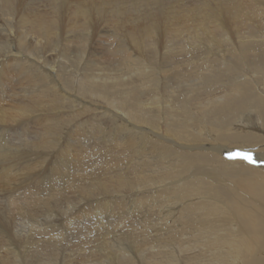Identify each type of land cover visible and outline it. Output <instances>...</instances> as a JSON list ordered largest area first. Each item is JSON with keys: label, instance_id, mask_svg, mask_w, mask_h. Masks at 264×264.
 Wrapping results in <instances>:
<instances>
[{"label": "rangeland", "instance_id": "rangeland-1", "mask_svg": "<svg viewBox=\"0 0 264 264\" xmlns=\"http://www.w3.org/2000/svg\"><path fill=\"white\" fill-rule=\"evenodd\" d=\"M45 1L44 0L41 1L43 4L39 1V5L41 4L40 8L42 6H43L42 9L45 7L43 9L44 11H41V15L43 17L45 15H48L49 13L51 14V11H49V9L48 10L46 9L47 3ZM138 1L139 0H118V5L121 6L123 5L124 7L125 6L133 7L134 3H138ZM147 1L149 4L150 1L149 0ZM156 1L158 0H155V2ZM176 1L159 0V3L156 6H161L162 8L172 10L175 9L172 7V5H174L175 7L184 5L186 6L185 9L189 8L191 10H197L201 6H203V4L206 3H209L211 6L213 5L214 7V5L216 4H217L216 6L221 5V3L224 1L232 6L240 1L241 4H243L245 10L249 12H247V15H241L243 18L238 17L237 20L229 22L228 25L229 28L226 29L224 32V34L226 35L224 38L223 36H221L223 35L221 31L215 30L214 32L212 30L211 33L213 34L214 37L209 34L207 35L205 34L204 36V33L203 34L201 33L198 39H194L192 35L194 30L192 29L195 24L189 22L190 24L183 26V20L182 21L177 19L171 20L169 25L166 26V31L168 33L167 32L163 33V30H161L160 32H156L153 36L154 38L150 40L151 43L150 47L155 48V50H157L156 52L155 50H153L152 52L159 53L161 57L159 56L160 60H157L159 61V63L157 61H154V59H156L157 57L150 59L148 58V62H150L151 64V67H149L148 70L150 69L153 71L152 74H150V76L152 75L153 77L151 76L149 77L150 78L149 79L146 78L148 75H146V77L142 76L141 79L143 80L141 82H140L141 79L138 76L140 73L138 69H141L139 67V64H141L140 63L141 58L138 57V54L134 49L135 46L132 45L131 42L128 40L129 36L127 34V31L130 29V23H127L126 20L133 21V19L136 17L135 12L128 11L124 15H118V18L117 16L114 17L113 14H110L111 17H113L112 20L111 18L110 19L106 18L105 20H103V18H101L100 16L91 14L90 16L91 19L89 20L87 19V22H84L86 21L85 17L77 16L76 18L75 15L74 16L70 15L69 12L65 10V14L62 17V20L59 23L57 22V24L54 25V27L53 25L50 26L49 28L50 31L46 33L47 36L44 35L43 32L37 30V28L40 29V27H37L35 28L34 31L30 32L26 36L27 41H25V45L22 46L20 41L21 35L19 33L20 24L18 20H15V22L13 20V22L9 24L12 28L11 29L6 21L7 18H9L10 20L12 19V17L9 16L10 11H8L9 13L7 15V10L2 9L1 11L2 7L0 6V34H1L0 43L2 44L9 43V41H3L4 40L3 38H5L4 36L9 34L10 36L9 35L8 36L10 37V39L13 42L15 41L14 50L21 52V54L25 56H31L33 49L36 47V49L38 50V55L36 56L37 57L40 56L41 58L38 59L40 63L39 72H41L42 74H47V72L48 74L52 73V75L54 76L53 77L54 81H52V83L48 81L47 84V80L46 82L41 81L40 83L41 88H43L44 90L45 88L46 89L50 88V92H47L45 93V95H40V96L34 93L35 96L32 104L33 107L32 112L34 115L27 114L29 116L31 115L30 117L27 115L20 116L18 118L19 122L17 121L18 119L16 120V122L15 121L8 123L6 122L8 124V126L5 127L6 129L8 128V133H7L8 138L6 137V141L9 142L8 143L9 146H14L13 147L14 149L16 148V146H18L17 148L19 149V153H17V156H19L20 154L21 155L19 158H15V159L11 158L10 162H12L13 164H10L9 162L10 158H6L7 160L9 159L8 161L4 159L2 160L0 158V161L3 163V164L0 163L1 164L0 169L3 171L1 172L0 170V175L6 172L7 174L6 173L5 174L9 176V179L11 181H12L11 177H14L13 178L14 182H11L9 179L8 180L10 182L8 180H5L6 181L5 182L4 180L2 181L5 174L3 176H0V184H1L0 192L1 191L3 192L0 193V209H1L0 219L3 218L5 220L4 222V220L1 219L2 224L0 222L1 224L0 228H2L4 224L3 229L8 230L7 231L2 229L0 231V238H2V240L0 239V244L2 243L0 245V251H1L0 256L1 254L2 256H5V257L1 256L2 261L0 257L1 264L3 262L4 264L5 263L19 264L22 257H23L21 261L22 263L20 264H33V263L34 264H124L127 263L128 261L129 264L132 263L133 264H164L166 258L171 254L172 247L176 249L178 248L179 244H181L180 246L183 245L185 246V244L190 245L189 243H183L185 242L186 239L189 238V237L187 238V236H183L184 228L182 224L184 225L186 223L185 220L187 219V218L182 219L181 214L185 212L184 210H182L183 206L181 205L180 201L179 202L176 201L178 203H171L170 201L165 200L164 195L168 197L167 196L168 194H166L167 191L164 190V188H161L159 186L160 184L159 185L157 184L156 179H158V175L161 176L169 172V170L164 166L165 164L163 163V161H161L162 159L159 160V158L157 157L159 156V154L155 152L154 155L151 154V152H149L150 149L152 148L151 144H149L146 147H144V145L141 144V142H143L141 141L143 140V138H140L139 135H143V134L137 133V137H136V133L131 132L128 125H126L125 123L123 124L122 123L123 120L119 118L118 115H116V113L110 111H104L103 108L106 109L108 108V110L110 109L114 110L116 109L115 107H118V109L120 108V110H124V112L127 113L126 110H129L132 107V105H130L132 101L130 102L128 101V99L131 98L130 95L132 89L133 95L136 90L140 91L139 95L142 96L143 99L141 101L144 102V106L142 107L146 108V109H142V108L141 109L145 113H147L146 111L148 110L149 113L146 114L147 115L146 117H148L152 121L156 120L159 122V123L155 122L156 126L154 127L156 129L158 128L159 130L166 129L164 125L168 124V122L170 121L169 118L171 117L168 115L165 108V106L167 105V101L170 99L171 100L174 99L172 101L174 105V103L178 102L176 98L178 99L180 98L183 100L187 98V96L192 97L194 107L191 106V110L194 109V111L191 112L193 113L194 116L197 117L201 116L203 105H205L207 101L213 100L216 96L220 94L219 91L216 90L215 92V90H213L214 88H216V86L214 85L215 83L211 84L210 81L207 82L201 79V73L203 72V70H205L206 67H209L208 66L209 62L206 59L209 57L208 58L209 61H211L212 59L214 61V53L218 52L220 53V55H222L221 50L223 49L226 50L227 48H232L233 46L238 47V49H240L239 43H241L244 37L246 36V34L245 36L242 35L246 30H248V32L250 33L252 32L251 35L253 36V38L252 37H250L249 39L245 38L244 41L248 40L247 43H249L254 39L256 41L258 40L260 44H264V36H263L264 35V14H263L264 0H238V1L180 0V2L182 1L181 3H175ZM248 3H252V5ZM175 4H179V5H175ZM149 6L151 5L149 4ZM45 10L48 12L46 13ZM141 13H143V11ZM140 14L138 15V17H141ZM125 16H128L126 20H125ZM244 18L245 21L243 20ZM73 19H75L76 21ZM36 20L34 21L36 22ZM136 20L138 25L144 23V21L140 18H136ZM66 22L68 24L63 25V23L66 24ZM86 24H88L89 26ZM234 24L237 25L233 26L234 29H232L233 28L232 25ZM14 29L15 31H13ZM170 32L173 33L170 34ZM217 37L219 38L218 40ZM226 37H229L230 40L226 42H220L221 43V44L219 43L220 45L216 43L217 41L224 40ZM262 46L264 47V45ZM79 50H81V52H79ZM68 51L72 52V55L82 53L83 58L84 57L85 58L84 59L82 58L81 60L82 62L80 65H79L80 62L78 63L76 58L73 59L70 57ZM262 52L264 53V51L258 52L257 50L251 49L250 51H247V55L251 57L250 60H255L257 59L256 53L262 54ZM6 55H8V52L3 53L1 51L0 60L5 59ZM93 60L96 61L94 62ZM90 62H93L95 65L94 67H92L90 64L89 68L87 69L88 67L87 64ZM145 62H147V59L145 60ZM213 65H214L213 70L216 73L217 72L219 73V69L222 70L223 68V65H221V67L219 68L220 64L219 65L213 64ZM136 66L139 68H137ZM231 66L232 65L229 66L227 64V67H231ZM261 66L262 68L259 67L256 68V70H254L253 66H250L249 63V65L244 69L245 72L244 76L245 78L247 76V80L253 79V82L254 83L256 82L257 87L263 90L262 85L264 84V79H259L258 82L256 81V79H258L257 78L258 76L262 77L260 76L261 71L263 72L262 75L264 76V65ZM3 67L5 70H9V71H12L14 68L11 65L3 66ZM167 68L170 69L172 68V73L174 76L172 79L167 78L165 73L162 71V69H167ZM233 69L235 70V67L232 68V71H234ZM234 72L232 73V75H230V78L229 80L226 81V83H230L231 81L235 82V80L237 79L238 81H240L242 79L241 78L242 76L238 73H237L238 78L236 77L235 79ZM83 74L84 75L100 74L99 76H101L103 79L109 77L107 79L109 81H111L112 79H118V81L124 79L126 81L124 83L120 82V84L118 82L119 85L117 87H118V92L120 94L117 93V91L112 92V90H110L111 92L108 93L106 90H104V93L100 91L98 93H95L96 90L94 91L89 89L91 88L90 86L92 84L91 83L89 84L87 82L88 77L87 75L86 77H84ZM256 75L258 76L256 77ZM197 76L199 79H197ZM175 77L176 79H174ZM144 78L146 79L144 80ZM132 79H134L135 83L138 85L135 86V88L132 87L136 85L134 84V81L132 82ZM180 79L181 81H179ZM190 80L192 83L194 81L196 82L192 84ZM84 81L87 82L85 85H84L85 83ZM158 81H160V83ZM12 82H14L15 84L13 85L15 90H9V88L5 89L4 91H7L6 92L7 96L8 95L10 96V97L8 96L7 98L14 99V102L16 101L18 102L22 100L23 102L28 103L29 99L24 98L22 94L20 95L18 93L19 87L17 86V81L14 80ZM39 82L40 81L36 83ZM63 82L65 84H62ZM127 82L128 83L132 82L133 84L130 83L128 84V86H126ZM143 82L144 83L147 82V83L144 84ZM186 82H188V84ZM174 83H177L181 88L182 87L183 88L180 89V87H177L178 85ZM52 84L54 85L60 84L61 89H65L74 98L73 99L66 98L65 100V98L62 97L61 93L59 92H57V96L52 95L51 94L53 88ZM68 84H70L71 86ZM195 84L197 86H195ZM81 87L84 88L82 89ZM192 87H194V89ZM198 88L199 90H196ZM28 89L32 90V88H28ZM191 89H193L194 92ZM185 90H186V94H184ZM203 90L206 93H204ZM126 92L127 94H125ZM172 92L175 96L172 94ZM153 95H154V99H153ZM76 96L80 98L84 103L85 102L87 103L85 104L86 107L88 106L87 110L85 109L84 111H82L81 108L83 107L84 103L76 102L77 101ZM102 96L105 98V100L102 98ZM118 98H120V100H117ZM53 101L55 102V104ZM4 103H8V101H5ZM263 104H264V100H263ZM257 106L258 105H256L254 109V111L256 110L255 112L257 113L252 112V117L248 124L249 127L248 130H252L253 132L256 131L254 133L262 134L264 133V129L261 126L262 122L260 119V114H259L260 112L257 111L258 108L256 109ZM158 107H160L161 110H159L160 108ZM150 108L151 109L154 108L156 111L153 109L154 111L153 112ZM141 111H139L140 115L143 113ZM145 113H143L144 115L143 114L142 115L145 116ZM164 114L167 115L165 116ZM42 117L46 118V120H50V121L53 120L52 121L53 125L55 123L54 127L52 124L49 126L51 122H47V121L44 122L45 120H43L40 123V119H42ZM181 119L185 120L183 117H180V120ZM189 122L190 124L192 123L191 121ZM9 123H11V125ZM56 123L59 124L56 125ZM237 123L238 122L235 121V123L233 124L236 125ZM258 123L261 126V128H259L260 126L258 125ZM157 125L160 127H158ZM2 127L3 126H1V128ZM190 129H188V133H190L191 131V133L193 132L196 134L197 138H202L200 136H197V134L200 133L197 127L193 126L190 127ZM122 130L125 132H123ZM182 131L183 129H181V133ZM163 134L170 137L164 132ZM153 137L154 136L152 135V138ZM153 140L157 142V139L153 138ZM164 144L167 146L164 148H170L171 151H173V154L175 151L180 152V149L177 148L176 145L174 144H170L166 142L163 143L162 141L159 145L164 146ZM24 154L27 157L24 156ZM24 158H25V162H23ZM20 159L23 160L21 161ZM18 161L19 164L23 162L22 164L24 166L29 165L30 169L33 171L29 169L28 173H26L27 172L26 170L28 169L26 170L21 169L18 173V170L21 168V166H23L20 165L19 167ZM29 161H31V163ZM25 163L28 164L25 165ZM15 165L16 166L18 165L19 168L15 167ZM244 165H249V164H244ZM13 166L15 167V169L17 168L16 171H14ZM33 166L36 168H34ZM8 167L10 168V170ZM10 171L13 173H11ZM31 172L32 174H34L33 176L30 174ZM14 173L15 175L16 174L17 175L15 176ZM18 176H21L22 178L21 177L18 178ZM144 176H146L147 178L146 177L144 178ZM151 177L153 178V180H150ZM155 177L156 179L154 180ZM122 178L124 180L121 186L120 184L117 183ZM138 178H141L142 181H140L141 179ZM181 178L183 177L181 176ZM35 180L37 182H35ZM8 182L9 185H7ZM3 194L6 197H4ZM11 201H13L17 207L14 206L13 202ZM28 201L30 203H28ZM183 201H186V199ZM169 202L171 204H174L175 206H172ZM32 206L33 208H31ZM176 206L180 208L178 209ZM11 208L13 209L12 211ZM3 209L5 210V212ZM169 210H171L172 213L174 212V214L168 215ZM8 212L10 214L11 219L10 218L7 219V216L9 217ZM4 214L6 215V218L3 217ZM9 220L11 222H8ZM9 223H11L10 224L11 226L9 225ZM7 227L9 229L12 227L10 229L11 231ZM186 230L188 231V229ZM47 233L48 234L50 233L48 235L49 237L46 235ZM49 238L50 241L48 242L47 240H49ZM7 239L9 240V243L10 241L12 242L11 245L13 246H11L8 243V241H6ZM21 239L23 242L19 241ZM28 241L30 242V244ZM6 243L9 246L6 245ZM102 244L104 247L102 246ZM33 246H35V248ZM190 246L193 247L194 244L192 243ZM104 248L111 252L107 250L105 251ZM8 249L10 250L11 254L9 253ZM190 250L193 251V248H191ZM121 251L124 252L122 253ZM115 252H118V254L120 253L121 256ZM8 255L13 256L11 257V260L10 257H8ZM115 256H119V258L121 257L123 260L124 259L125 260L123 261L118 257L115 258ZM122 256H126V258ZM69 258L70 260H67ZM33 260H35V262ZM116 260L118 261L121 260V261L118 262ZM197 264H199L198 261Z\"/></svg>", "mask_w": 264, "mask_h": 264}, {"label": "bare ground", "instance_id": "bare-ground-1", "mask_svg": "<svg viewBox=\"0 0 264 264\" xmlns=\"http://www.w3.org/2000/svg\"><path fill=\"white\" fill-rule=\"evenodd\" d=\"M39 1L41 2L42 0H26V2H25V0H0V6L2 7L1 11H2V9L7 10V15L9 13L8 11H10L9 16L12 17L11 20L9 18H7V20H6L8 23V26L11 28V26L9 24H11V22H13V20H14V22H15V20H18V22L20 24L19 25V27H20L19 33L21 35L20 41H21L22 46H24L25 41H27L26 36L30 32L34 31L35 28H37V27H40V29L37 28V30L43 32V34L46 35V33L48 31H50L49 28L51 25H53V27H54V25H56L57 22L59 23L62 20V17L65 14V10L67 12H69L70 15H73V16L75 15L76 18H77V16L85 17L86 19L85 18L84 19L86 21H84V22H87V19L88 20L91 19V17H90L91 14H95L97 16H100L101 18H103V20H105L106 18L107 19L111 18V20H112L113 17H111L110 14H113L114 17L117 16V18H118V15H124L128 11L135 12L136 17L133 19V21L126 20L128 18V16H125V20L127 21V23H130V29L127 31V34L129 36L128 40L131 42L132 45L135 46L134 49L136 50L138 57L141 58V60H140L141 64H139V67L141 69H138L140 71V73L138 75L140 79L142 76L146 77V75H148L146 78H149L152 76V75L150 76V74H152L153 71L150 69L148 70V68L151 67L150 62H148V58L150 59V58L157 57L156 59H154V61L160 60L159 59L160 54L152 52L153 50H155V48L150 47L151 46L150 40L152 38H154L153 36L156 32H160L161 30H163V33L164 32L166 33L167 32L166 26L169 25L171 20H173V19H177V20H181V21L183 20V26L190 24L189 22L195 24L193 29H192V30H194L193 34H192L194 39H198V37H199V35H201V33L202 34L204 33V36H205V34L206 35L209 34V35L213 36V34L211 33L212 30L214 32H215V30L221 31L223 34L221 36H223V38H224L226 36L224 34V32L226 29L229 28V26H228L229 22L237 20L238 17H242L241 15H247V12H249V11L245 10V8L243 7V4H241L240 1L235 3L232 6L229 5L227 2H224V1L221 3V5L216 6L217 5L216 4V5H214V7H213V5L211 6L209 3H206V4H203V6H201L197 10H191L189 8L185 9L186 6H184V5L183 6L181 5L178 7L177 6L175 7L174 5H172V7L175 9L170 10V9L162 8L161 6H156L159 3V0L156 2H155V0L154 1L149 0L150 1L149 4L151 6H149L147 0H143V2H142V0H139L138 3H134L133 7H127V6L124 7L123 5L122 6L118 5V0H47V1L44 0L47 3V5L45 3L46 9L47 10L49 9V11H51L52 16L49 13L48 15H45L43 17L41 15V11H44L43 9L45 7L43 9H42L43 6L40 8L41 4L39 5ZM174 1H176V0H174ZM236 1H238V0H236ZM181 2H180V0H178L175 3H181ZM252 3H248V4L252 5ZM175 5H179V4H175ZM155 6H156V8H155ZM245 7H246V5H245ZM142 11H143V13H141ZM4 12H6V11H4ZM47 12L48 11H46V13ZM261 13H262V11H261ZM139 14L141 17H138ZM136 18L142 19L144 21V23L138 25ZM34 20H36V22ZM73 20H75V19H73ZM243 20L245 21V18ZM172 22H174V21H172ZM69 23H70V21H69ZM67 24H68L67 22H66V24L63 23V25H67ZM86 25H88V24H86ZM235 25H237V24L232 25V27ZM211 28H213V29H211ZM232 29H234V27ZM122 30H124V29H122ZM237 30H238V28H237ZM13 31H15V29ZM240 31H241V29H240ZM123 32H125V31H123ZM5 33H6V31H5ZM171 33H173V32H170V34ZM251 33L248 32V30H246L242 34L244 36L246 34V36L244 37L243 41L241 43H239L240 49H238V47L233 46L232 48H227L226 50L225 49L221 50L222 55H220V53H218V52L214 53V61H213V59L211 61H209L208 60L209 57L208 58L205 57V58H207L206 60L209 62L208 63L209 67H206L205 70H203V72L201 73V79L205 80L207 82L210 81L211 84L215 83L214 85L216 86V88H214L213 90H215V92H216V90L219 91L220 94L218 96H216L213 100H211V101L209 100L206 103L204 102L205 105H203V107H202L203 110L200 109V110H202L201 116H198V117L194 116L193 113L191 112V111H194V109L191 110V106H193V98L192 97L187 96V98H185L183 100L180 98L179 99L176 98L178 102L174 103V105L172 103V101L174 99L173 100L170 99L172 104L170 103V100H168L167 105H166L167 107L165 106V108H166V112L171 117V118H169V120L171 122L169 121L168 124L164 125L166 128L164 130L163 129L159 130V128L156 129L154 126H156L155 122H158V121H156V120L152 121L148 117H146L148 110L146 111L147 113L143 112V110H142V109H146V108L142 107V106H144V102L141 101L143 99H142V96L139 95L140 91L136 90L134 92V95H133L132 89H131V95H130L131 98L128 99L129 102L132 101V103L130 104V105H132V107L129 110H126L127 113H125L124 110H120V108L118 109V107H115L116 109H114V110H116V111L119 110L120 113H119V111L116 112V111L111 110V109L108 110V108L106 109V108L100 107V108H103L104 111H110V112L116 113V115H118V117L123 120L122 123L123 124L125 123L126 125H128L131 132L136 133V137H137V133L143 134V135H139L140 138H143V140H141V141H143V142H141V144H143L144 147L151 144L152 148L151 149L149 148L150 149L149 152H151V154H154L155 152L158 153L159 156H157V155L156 156L159 158V160L162 159L161 161H163V163L165 164L164 166L169 170V172H168L169 174L166 173V174H163L161 176L158 175V179H156V177H155L154 180L156 179L157 184L158 185L160 184L159 186L161 188H164V190L167 191L166 194H168L167 195L168 197H166L163 194L165 200L170 201L171 203H178L180 201L181 205L183 206L182 210L185 211L182 214L180 213L182 215V219L187 218L185 220L187 224L185 222H183V223H185L184 225L182 224V226L184 228L183 236H187V238L189 237L183 243H189L190 245L193 243L194 246L191 247L188 244H185V246L184 245L180 246L181 244H179L178 248H176V249L174 247H172L171 248V254L166 258L164 264H193V263L197 264V261L199 262V264H264V133L258 134V133H254L256 131L253 132L252 130H248L249 129L248 124H249L250 119L252 117V112L256 111V110L254 111L256 105H258L256 107V109L258 108L257 111L260 112L259 114H260V119L262 122L261 126L264 129V104H263L264 97H262V96H264V87H263L264 84L262 85L263 90H261L260 88L257 87L256 82L255 83L253 82V79L247 80V76H246V78L244 76V74H245L244 69H245V67H247L249 65V63H250V66H253L254 70H256V68H259V67L262 68L261 65H264V53L263 52H262V54L256 53L257 59H255V60H250L251 57H249L247 55V51H250L251 49L257 50L258 52L264 51V47L262 46L264 44H260L258 42V40L256 41L254 39L252 41H250L249 43H247L248 40L244 41L245 38H247V39H249L250 37L253 38ZM53 34H54V32H53ZM8 35L4 36L5 38H3L4 39L3 41H9V43H6V44L0 43V53H1V51L3 53L8 52V55L5 56V59L0 60V158L2 160L3 159L7 160L6 158H10V160L8 159L10 162L11 158H14V159L19 158L21 154L19 156H17V153H19V149L17 148L18 146H16V148L14 149L13 148L14 146H9L8 145L9 142L6 141L8 128L6 129L5 127L8 126L7 123L8 122H14V121L16 122V120L20 116H23V115L26 116L27 114H33L32 104H33V100H34V96H35L34 93L36 95L38 94V96H40V95H45V93H47V92H50V88L49 89L45 88V90L43 88H41L40 83H41V81L46 82V80H47V84H48V81L52 83V81H54V79H53L54 76L52 75V73L48 74V72H47V74H42L41 72H39L40 63H39L38 59L40 58V56L39 57L36 56V55H38V50L36 49V47L33 49L31 56H25V55L21 54V52L14 50V42L15 41L13 42L9 37L10 35L9 36ZM192 35H191V37H192ZM28 37H30V36H28ZM215 37H216V35H215ZM205 38H207V37H205ZM211 39H212V37H211ZM218 39L219 38L217 37V40ZM229 40H230L229 37H226L224 40L217 41L216 43L219 44L220 42H226ZM239 40H240V38H239ZM210 42H212V41H210ZM206 44H207V42H206ZM6 48H7V50H6ZM261 48H262V50H261ZM86 50H88V49H86ZM156 51L157 50H155V52ZM79 52H81V50H79ZM68 54L70 55L71 58H73V59L76 58L78 63L80 62L79 65L81 64V62H82L81 60L83 58L82 53L72 55V52L68 51ZM258 55H259V57H258ZM146 59H147V62H145ZM93 61L95 62L96 60H93ZM157 62L159 63V61H157ZM90 64L92 67H94V65H95L93 62H90L87 64L88 65L87 69L89 68ZM213 64H215V65L220 64L219 68L221 67V65H223L222 70L219 69V73L218 72L216 73L213 70V67H214ZM227 64L229 66L230 65H232V66L227 67ZM8 65L9 66L11 65L14 67L12 71L4 69L3 66H8ZM77 66H78V64H77ZM139 67H137V68H139ZM233 67H235V70L233 69L235 72L232 71ZM261 68H260V70H261ZM162 71L165 73L167 78L172 79L174 77L173 73H172V68L171 69L170 68L162 69ZM135 72H137V71H135ZM233 72H234V76H235L234 78L235 79H236L238 74H240L242 76L241 77L242 79L240 81H238V79L237 80L234 79L235 82L231 81L230 83H226V81L229 80L230 75H232ZM85 73H86V71H85ZM262 73L263 72L261 71L260 76H262V77H259L258 75H256V77L258 76L257 77L258 79H256L257 82L259 79H264V76L262 75ZM86 75L83 74L84 77H86ZM99 75L100 74L87 75V77H88L87 82L89 84L90 83L92 84L90 86L91 88H89V89L94 90V91L96 90L95 93H98L99 91L104 93V90H106L107 93L111 92L110 90H112V92L117 91V93H119L117 86L120 84V82L124 83L126 81L124 79L119 80V81H118V79H112L111 81H109V80H107L109 77L106 79H103ZM55 76H56V74H55ZM146 78H144V80ZM174 79H176V77ZM197 79H199L198 76H197ZM14 80L17 81V86L19 87L18 93L20 95L22 94L24 98L29 99L28 103H25L22 100H20L18 102L17 101L14 102V99L7 98L9 95L7 96V94H6L7 91H4V90L7 88H9V90H15V88L13 86L15 84H14V82H12ZM142 80L143 79H141L140 82ZM165 80H167V79H165ZM38 81H40V82L36 83ZM133 81H134V79H132V82ZM179 81H181V79ZM198 81H200V80H198ZM87 82H85L84 85ZM118 82H119V84H118ZM132 82H129V83L127 82L126 86H128V84H130ZM158 82L160 83V81H158ZM190 82H191V80H190ZM194 82H196V81H194ZM194 82L193 83L191 82V83L194 84ZM146 83L147 82H145L144 84H146ZM186 83L188 84V82H186ZM62 84H65V83L63 82ZM134 84H136L135 81H134ZM174 84H177V83H174ZM201 84H202V82H201ZM68 85H70V84H68ZM78 85H80V84H78ZM78 85H77V87H78ZM198 85H200V84H198ZM205 85H207V84H205ZM60 86H61L60 84H55V85L52 84L53 88H52L51 94L54 96H57V92H59V93H61L62 97L65 98V100H66V98H72V99L74 98L65 89H61ZM135 86H138V85L136 84L132 87L135 88ZM195 86H197V85L195 84ZM177 87H180V86L178 85ZM212 87H214V86H212ZM28 88H32V90H30ZM81 88L83 89L84 87H81ZM85 88H86V86H85ZM151 88H154V87H151ZM155 88H156V86H155ZM182 88L180 87V89H182ZM192 88L194 89V87H192ZM193 89H191V90L194 92ZM56 90H59V91H56ZM124 90H126V89H124ZM196 90H199V88ZM200 91H202V90H200ZM86 92H87V90H86ZM203 92H204V90H203ZM204 93H206V92H204ZM125 94H127V92ZM172 94H173V92H172ZM184 94H186V90H185ZM215 94H217V93H215ZM5 96L7 99L5 98ZM117 96H119V95H117ZM170 96H171V93H170ZM48 97H49V95H48ZM102 98L105 100V98L103 96H102ZM114 98H116V97H114ZM120 98H118L117 100H120ZM1 99H4V100H1ZM153 99H154V95H153ZM5 101H8V103H4ZM187 101H188V103H187ZM76 102L84 103L78 97H77ZM152 102H153V100H152ZM156 103H158V102H156ZM195 103H196V101H195ZM252 103H254L255 105ZM54 104H55V102H54ZM85 104H87V103L85 102L83 104V107L81 108L82 111H84L85 109L87 110V108H88V106L86 107ZM153 104H155V103H153ZM79 106H80V104H79ZM156 106H158V105H156ZM150 107H152V106H150ZM158 108H160V107H158ZM153 109L154 108H152L151 110L153 111ZM156 109H157V107H156ZM159 110H161V108ZM159 110H157V111H159ZM139 111L145 113V116H143L144 115L143 113H142L143 115L142 114L140 115ZM255 113H257V112H255ZM76 114H77V112H76ZM152 114H150V115H152ZM164 115L166 116L167 114H164ZM27 116H29V115H27ZM37 117H39V116H37ZM180 117H183L185 120H182V119L180 120ZM63 118H64V116H63ZM172 118L173 119L175 118V119L173 120ZM43 120H45L44 122H46V121L51 122L49 124V126L51 124L53 125V123H52L53 120L52 121L46 120V118L42 117V119H40V123ZM17 121L19 122V119ZM58 121H60V120H58ZM61 121H62V119H61ZM189 121H191L192 123L190 124ZM235 121L238 122L236 125L233 124V123H235ZM54 122H55V120H54ZM9 124L11 125V123H9ZM57 124H59V123H56V125ZM54 125H55V123H54ZM54 125H53V127H54ZM258 125H259V123H258ZM1 126H3L4 128L3 127L1 128ZM193 126L198 128V130L200 131L201 134L199 133V134H197V136H200L202 138H197L196 134L193 132H192L193 133L192 134L191 131H190L191 134L188 133V129H190V127H193ZM261 126L259 128H261ZM128 127H125V128H128ZM158 127H160V126H158ZM180 127H181V129H183L182 133H181ZM123 132H125V131H123ZM163 132L166 133L167 135H169L170 137L163 134ZM128 133H129V131H128ZM152 135L154 136L153 138L157 139V142H155L153 140ZM131 139H132V137H131ZM152 141H154V142H152ZM162 141H163V143L166 142V143L176 145V147L180 149V152L175 151L173 154V151H171L170 148H164V147H167L165 144H164V146L159 145ZM135 150H137V149H135ZM138 153H139V151H138ZM24 156H26V155L24 154ZM23 162H25V158H24ZM23 162H21L19 164V161H18L19 167H20V165H23L22 164ZM29 162L31 163V161H29ZM0 163L3 164L1 161H0ZM10 164H13V163L10 162ZM10 164H8V165H10ZM27 164L28 163H25V165H27ZM244 164H249V165H244ZM18 165L17 166L15 165V167H18ZM15 167H14V171H16V169H17V168L15 169ZM8 168H6V169H8ZM34 168H36V167H34ZM21 169L22 170L28 169V170H26L27 171L26 173H28L30 167H29V165L28 166L23 165L18 170V173ZM9 170H10V168H9ZM9 170H8V172H9ZM11 170H12V168H11ZM31 171H33V170H31ZM1 172H3V171L1 170ZM5 173L6 172H4L3 174L1 173L2 175H0V176H3ZM11 173H13V172H11ZM30 174L32 176L34 175V174H32V172ZM5 175L2 179V181L9 179V176L8 175L5 176ZM14 175H15V173H14ZM156 175H157V173H156ZM22 176H23V174H22ZM27 176H28V174H27ZM181 176L183 178H181ZM19 177H21V176H18V178ZM145 177L146 176H144V178ZM11 178H12V181L10 179L9 180L11 182H14L13 181L14 177H11ZM138 179H141V178H138ZM24 180H25V178H24ZM123 180H124L123 178L120 179L117 184H120L122 186ZM150 180H153V178L151 177ZM140 181H142V179ZM9 182L7 183V185H9ZM35 182H37V181L35 180ZM15 183H16V181H15ZM147 185H148V183H147ZM149 185H151V184H149ZM54 190H56V189H54ZM0 193H3V192L1 191ZM13 193H15V192H13ZM28 194H30V193H28ZM13 195H15V194H13ZM4 197H6V196L4 195ZM30 197H28V198H30ZM154 199H155V197H154ZM185 199L187 202L183 201ZM176 201H178V202H176ZM11 202H13V201H11ZM28 203H30V202L28 201ZM13 204H14V206H16L14 202H13ZM171 205L175 206L174 204H171ZM33 206L31 208H33ZM28 208H29V206H28ZM12 210L13 209L11 208V211ZM4 212H5V210H4ZM8 214H9V212H8ZM97 214H99V213H97ZM173 214H174V212L172 213V211L169 210L168 215H173ZM3 217L6 218V215L4 214ZM8 218L11 219L10 214H9V217L7 216V219ZM1 219H3V218H1ZM1 219H0V222L2 221ZM176 220H178V219H176ZM4 222H5V220H4ZM8 222H11V221L9 220ZM70 223H71V221H70ZM70 223H68V224H70ZM1 224H2V222H1ZM1 224H0V226H1ZM10 224L11 223H9V225ZM83 225H85V224H83ZM3 227H4V224H3ZM3 227L0 228V231L3 229ZM39 227H40V225H39ZM82 227H84V226H82ZM33 229H34V227H33ZM97 229H99V228H97ZM186 229H188V231ZM3 230H7V229H3ZM84 231H86V230H84ZM45 232H47V231H45ZM49 234L47 233L46 235L48 236ZM29 235H30V233H29ZM4 236H3V239H4ZM10 236H12V235H10ZM12 238H14V237H12ZM12 238H10V239H12ZM0 239L2 240V238H0ZM6 241H8V243H9L8 239ZM19 241H22V239ZM47 241L49 242L50 238ZM190 241H191V243H190ZM11 243L12 242L10 241L9 244L11 245ZM25 243H26V241H25ZM29 244H30V242H29ZM103 244H105V243H103ZM103 244H102V246H103ZM6 245H8V244L6 243ZM33 245H36V244H33ZM11 246H13V245H11ZM172 246H173V244H172ZM33 247L35 248V246H33ZM183 247H184V250H183ZM190 247L193 248V251L190 250L191 249ZM28 248H29V246H28ZM106 250L107 249H105V251ZM107 251H109V250H107ZM109 252H111V251H109ZM121 252L123 253L124 251H121ZM9 253H10V250H9ZM9 253H7V254H9ZM115 253L118 254V252H115ZM21 255H22V253H21ZM26 255H28V254H26ZM108 255H110V254H108ZM118 255H120V253ZM1 256H2V254H1ZM17 256H18V254H17ZM2 257H5V256H2ZM2 257H1V261H2ZM8 257H10V260H11V257H13V256L8 255ZM67 257H68V255H67ZM116 257L119 258V256H115V258ZM122 257L126 258V256H122ZM202 258H204V259H202ZM22 259H23V257H22ZM22 259L20 260V263H22L21 262ZM112 259H114V258H112ZM119 259H122V258L120 257ZM131 259H133V258H131ZM67 260H70V258ZM3 261H4V259H3ZM33 261L35 262V260H33ZM116 261H118V260H116ZM119 261H121V260H119ZM128 262L124 263V264H129ZM23 263H25V262H23ZM62 263H64V262H62ZM2 264H4V262ZM10 264H12V263H10ZM16 264H18V263H16Z\"/></svg>", "mask_w": 264, "mask_h": 264}]
</instances>
